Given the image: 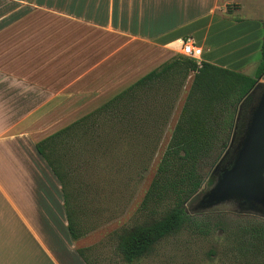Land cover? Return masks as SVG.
<instances>
[{"label":"crops","instance_id":"obj_1","mask_svg":"<svg viewBox=\"0 0 264 264\" xmlns=\"http://www.w3.org/2000/svg\"><path fill=\"white\" fill-rule=\"evenodd\" d=\"M263 22L264 0H0V264H85L38 142L183 55L182 43L186 57L238 70Z\"/></svg>","mask_w":264,"mask_h":264},{"label":"trees","instance_id":"obj_2","mask_svg":"<svg viewBox=\"0 0 264 264\" xmlns=\"http://www.w3.org/2000/svg\"><path fill=\"white\" fill-rule=\"evenodd\" d=\"M259 51L253 76L178 55L35 145L60 185L72 240L93 230L87 216L94 210L88 206L97 194L93 183L86 181L93 164L125 148L141 179L185 92L137 216L114 233L113 260L135 264L154 255L162 242L186 231L200 237L213 232L222 235L221 250H210L207 259L220 254L229 264H264L263 218L245 215L235 224L219 220L211 224L203 218L228 213L193 210L191 204L202 193V167H212L221 156L219 166H224L264 87V23ZM218 174L211 171L206 184L211 187ZM77 253L85 264H99L95 248L78 249Z\"/></svg>","mask_w":264,"mask_h":264},{"label":"rangeland","instance_id":"obj_3","mask_svg":"<svg viewBox=\"0 0 264 264\" xmlns=\"http://www.w3.org/2000/svg\"><path fill=\"white\" fill-rule=\"evenodd\" d=\"M229 7V9H232L234 5L230 4ZM218 13L220 14V12ZM234 16L239 17L240 14L234 13ZM259 47L258 51L252 54L251 58L241 59L237 62L240 65L238 71L253 76L261 57ZM235 64L236 62H232L230 68H233L231 66ZM182 102L183 95L176 103L172 115L169 118V123L162 134L157 151L149 167L143 172L141 179L138 178L137 166L131 160L132 158L125 148H121V151L115 152L110 156L106 155L105 157H101L98 162L99 165L96 166L98 163L95 162L87 173L86 181L93 183V186L96 188L95 194H97L88 206V209L93 208L94 210L92 214H88L89 216H87V222L89 224L91 223L93 230L80 238L78 244L82 245V248L89 246L95 248L96 253L100 256V260L105 264H117V260H113L115 258L113 257V249L115 247L114 233L123 225L129 224L137 216L139 204L153 178L158 161L168 143ZM235 150L236 147L226 163L222 164L224 166H221V169L229 166L228 163L233 158L232 156ZM115 156H117L116 160H114ZM221 158L222 156L219 157L212 167H209L207 164L202 167V175L204 176L202 193L199 195V198L197 197L195 201L191 202L193 206H196L203 194L210 189V186L206 184L208 175L217 168ZM210 210L213 212L228 213L227 216L223 217L211 215L203 218V221L208 220L211 224L218 220L224 223L235 224L241 221L239 219L240 216L245 215H253L264 219L262 214L246 210L240 202L234 199L227 200L225 203L214 206ZM221 237L222 235L220 233L215 232L211 233L208 237H200L182 231L177 236L162 242L154 255L142 259L135 264H229L228 260L221 257L220 254L211 259H207L206 257L207 253L212 249L217 251L221 250L223 246V239Z\"/></svg>","mask_w":264,"mask_h":264},{"label":"water","instance_id":"obj_4","mask_svg":"<svg viewBox=\"0 0 264 264\" xmlns=\"http://www.w3.org/2000/svg\"><path fill=\"white\" fill-rule=\"evenodd\" d=\"M228 167L218 165L214 184L193 210H209L227 200L264 216V87L258 93L249 119Z\"/></svg>","mask_w":264,"mask_h":264},{"label":"built area","instance_id":"obj_5","mask_svg":"<svg viewBox=\"0 0 264 264\" xmlns=\"http://www.w3.org/2000/svg\"><path fill=\"white\" fill-rule=\"evenodd\" d=\"M182 52H183V55H186V56H192L193 53H194V48L193 46L186 42V43H182Z\"/></svg>","mask_w":264,"mask_h":264}]
</instances>
